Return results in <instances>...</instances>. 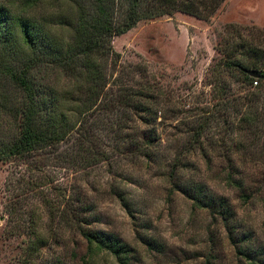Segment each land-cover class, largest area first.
<instances>
[{"label": "rangeland", "instance_id": "obj_1", "mask_svg": "<svg viewBox=\"0 0 264 264\" xmlns=\"http://www.w3.org/2000/svg\"><path fill=\"white\" fill-rule=\"evenodd\" d=\"M239 28L264 39V0H224L208 20L174 11L113 37L104 92L85 115L68 112V137L0 160V264H117L90 255L82 229L129 244L131 264H264V131L239 132L233 103L255 85L222 66Z\"/></svg>", "mask_w": 264, "mask_h": 264}, {"label": "trees", "instance_id": "obj_2", "mask_svg": "<svg viewBox=\"0 0 264 264\" xmlns=\"http://www.w3.org/2000/svg\"><path fill=\"white\" fill-rule=\"evenodd\" d=\"M223 1L0 0V160L52 147L68 137L77 123L71 125L68 112L85 115L104 92L107 80L102 63L117 54L111 45L113 37L141 20L174 11L208 20ZM66 4L74 10L73 18L66 14ZM60 30H70L72 36L66 40ZM233 32L222 66L238 71L245 82L255 85L242 100L233 101L240 113L239 132L255 135L264 131L260 126L264 119L260 93L264 90V39H254L251 30L247 36L241 28ZM248 70L258 75L251 76ZM5 81L19 92L15 103L5 91ZM144 108L139 106L141 111ZM227 184L242 191L244 201L249 199L242 179L229 173ZM222 216L227 219L224 212ZM81 234L90 255L104 252L117 264H131L135 249L129 244L90 229H82Z\"/></svg>", "mask_w": 264, "mask_h": 264}, {"label": "water", "instance_id": "obj_3", "mask_svg": "<svg viewBox=\"0 0 264 264\" xmlns=\"http://www.w3.org/2000/svg\"><path fill=\"white\" fill-rule=\"evenodd\" d=\"M247 73L251 76H257L258 72L256 70H248Z\"/></svg>", "mask_w": 264, "mask_h": 264}]
</instances>
